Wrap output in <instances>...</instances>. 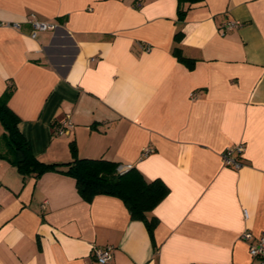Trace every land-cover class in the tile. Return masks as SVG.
<instances>
[{
	"label": "crops",
	"instance_id": "obj_1",
	"mask_svg": "<svg viewBox=\"0 0 264 264\" xmlns=\"http://www.w3.org/2000/svg\"><path fill=\"white\" fill-rule=\"evenodd\" d=\"M184 6L179 20V0H0V95L12 88L36 158L69 162L74 141L78 157L132 164L169 190L151 238L119 198L89 203L61 172L23 181L0 158V264H99L107 245V264H257L240 236L264 232V0ZM31 14L55 30L33 38ZM227 20L241 25L223 33ZM238 144L242 167L224 165Z\"/></svg>",
	"mask_w": 264,
	"mask_h": 264
},
{
	"label": "trees",
	"instance_id": "obj_2",
	"mask_svg": "<svg viewBox=\"0 0 264 264\" xmlns=\"http://www.w3.org/2000/svg\"><path fill=\"white\" fill-rule=\"evenodd\" d=\"M201 1L179 0V20L185 18L186 3L195 4ZM183 37L182 32H177L174 35L175 43H180ZM173 55L189 69L194 68L196 61L183 56L179 47L175 46ZM11 94L12 88H8L0 95V123L4 129L2 141L5 144V150L0 152V158L16 168L23 181L30 176L39 178L46 172H61L75 179L78 193L89 203L97 195L119 198L127 207L131 219L143 221L153 238L158 221L148 214L167 196L169 190L165 183L159 179L147 181L135 167L124 174H119L117 162L80 158L74 141L70 143L73 158L71 161L54 163L39 161L33 153L31 143L19 129L20 118L8 105Z\"/></svg>",
	"mask_w": 264,
	"mask_h": 264
},
{
	"label": "built area",
	"instance_id": "obj_3",
	"mask_svg": "<svg viewBox=\"0 0 264 264\" xmlns=\"http://www.w3.org/2000/svg\"><path fill=\"white\" fill-rule=\"evenodd\" d=\"M28 23L31 26L30 35L33 38H35L39 32L53 31L56 28V24L40 21L34 14H31L29 16ZM5 25L18 30L21 28V25L19 23H6ZM240 25L241 23L239 21L227 20L222 24L221 31L223 33H227L230 30L240 27ZM145 49L149 50L150 47L147 46ZM71 126L72 121L68 116L63 121L62 126H59L57 128V133L60 135L66 134L68 132V128ZM150 151L151 150L149 148H145L142 152V156L148 155ZM244 151V144H238L235 146L227 147L221 154L223 164L227 166H232L235 169L241 168L243 163L239 161L238 156L243 154ZM132 167V164H120L117 167V171L119 174H124L129 171ZM240 238L243 241L247 242L249 253L253 258L257 260V264H264V232H261L258 236H254L251 231L245 230L241 234ZM113 250L114 246L107 245L103 247H94L92 253L97 263L107 264L112 259Z\"/></svg>",
	"mask_w": 264,
	"mask_h": 264
}]
</instances>
